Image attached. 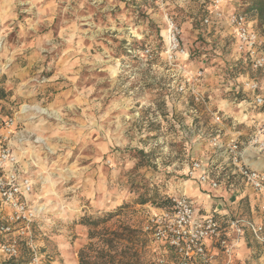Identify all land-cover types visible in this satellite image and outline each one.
<instances>
[{"label": "rangeland", "instance_id": "1", "mask_svg": "<svg viewBox=\"0 0 264 264\" xmlns=\"http://www.w3.org/2000/svg\"><path fill=\"white\" fill-rule=\"evenodd\" d=\"M210 3L0 0V87L8 94L0 110L21 113L20 161L32 176L31 204L40 209L30 243L40 264H77L88 243L87 228L78 224L84 216L112 213L105 228L141 232L148 217L168 205L163 201L186 195L194 163L216 172L224 161L209 145L217 128L225 129L220 139L224 132L237 137L244 159L251 152L249 161L264 165V147L250 144L264 123V106L242 117L244 110L228 101H249L251 94L224 88L229 77L255 80L264 99V70L254 72L239 59L227 28L202 25ZM170 22L188 54L174 63L164 54ZM253 29L260 34L256 21ZM192 87L220 111L221 125L194 102ZM140 196L150 202L137 204ZM250 203L236 201L229 216L254 220ZM140 241V264H158L163 249L145 233ZM244 243L239 264H264L257 245L247 237ZM29 262L24 244L10 264Z\"/></svg>", "mask_w": 264, "mask_h": 264}, {"label": "built area", "instance_id": "2", "mask_svg": "<svg viewBox=\"0 0 264 264\" xmlns=\"http://www.w3.org/2000/svg\"><path fill=\"white\" fill-rule=\"evenodd\" d=\"M249 5L248 0H211L201 23L209 28L227 27L239 59L252 71L258 72L264 70V37L253 29L254 21L242 9ZM180 32L173 22L169 23L164 53L169 63L176 62L178 56L188 55L184 45L179 42ZM148 53L149 50H146L145 54ZM203 70L195 75L197 83L204 76ZM227 83L234 86L236 95H252L247 109L241 111L242 117L264 106L257 81L248 79L237 83L229 77ZM184 87L180 85L178 91L183 92ZM191 92L194 102L202 105L213 117L214 125H221L220 111L215 112L216 108L212 110L207 97L197 92L195 87H192ZM17 114L6 115L0 110V264L17 261L24 244L30 249L29 264H40L38 253L30 243L31 226L40 211L31 204L32 176L20 161L23 134ZM255 133L250 144H259L263 148L264 141H260L258 136L264 134V123L258 125ZM220 134L221 130L217 128L209 145L223 157L224 170L253 193L258 201V218L253 220L229 215L223 218L216 213L202 214L187 196H172L169 207L152 214L142 227L143 233L163 249L158 264H239L236 252L246 237L259 247L264 257V170L251 168L246 163L237 137L222 143ZM213 171L208 170L203 163H194L189 175L197 179L199 184L216 189L222 180L219 179L220 174Z\"/></svg>", "mask_w": 264, "mask_h": 264}, {"label": "trees", "instance_id": "3", "mask_svg": "<svg viewBox=\"0 0 264 264\" xmlns=\"http://www.w3.org/2000/svg\"><path fill=\"white\" fill-rule=\"evenodd\" d=\"M249 7L245 10L250 18L257 22L260 35L264 37V0H248ZM8 96L0 87V100ZM170 197L163 201L169 207ZM150 202L146 197L140 196L137 204L144 205ZM161 204V202H159ZM112 213L103 217L84 216L78 222L87 228L88 243L77 252V264H140L142 244L140 239L144 234L137 229L123 225L116 229L105 228L106 222L112 218ZM2 264H10L9 262Z\"/></svg>", "mask_w": 264, "mask_h": 264}, {"label": "crops", "instance_id": "4", "mask_svg": "<svg viewBox=\"0 0 264 264\" xmlns=\"http://www.w3.org/2000/svg\"><path fill=\"white\" fill-rule=\"evenodd\" d=\"M224 88H225V91H228L229 93H232V95H235L234 93L235 88L230 83L226 82ZM247 96L249 98L248 99L249 101H246V100H245L246 102L241 101V100L239 101L238 97H234V99L231 102L228 101V103H233L234 105H236L234 107H237V109H240V110L247 109V104L252 100L251 95H247ZM221 130H225V129L223 128ZM224 133L225 134L223 135V138L221 139L222 143H226L228 139L232 137L231 134H228L229 132H224ZM261 137H264V136H261ZM249 153L251 154V152H248L246 155V162L248 163V165L251 168L263 170L264 165L262 163L251 162L252 160H251V157L249 158ZM223 166H224L223 161L214 166V169H216L217 174H221V171L224 170ZM222 177H223L222 178L223 182H220V185L216 189L211 188L207 184H199L197 179H194L193 183L195 185L191 183H186L185 184V194H186L185 196H187L189 199L192 200V202L198 208L199 212H201L202 214L216 213L217 216L219 217H224V216L226 217L227 215H229L232 210V206H234V203L236 201L239 202L240 200L249 198L251 202L250 203L251 209L252 211L254 209L255 219H257L258 218V212H257L258 201L253 195V193L248 188L244 187L241 183H239V181H236L235 179L236 177L233 175H229L228 172H224L222 174ZM234 198L236 200L235 202H233ZM242 245L246 246L244 241H242ZM239 248H240V244L238 246V249Z\"/></svg>", "mask_w": 264, "mask_h": 264}, {"label": "bare ground", "instance_id": "5", "mask_svg": "<svg viewBox=\"0 0 264 264\" xmlns=\"http://www.w3.org/2000/svg\"><path fill=\"white\" fill-rule=\"evenodd\" d=\"M28 110V109H27ZM248 151V150H247ZM38 210H40L39 208H37Z\"/></svg>", "mask_w": 264, "mask_h": 264}]
</instances>
